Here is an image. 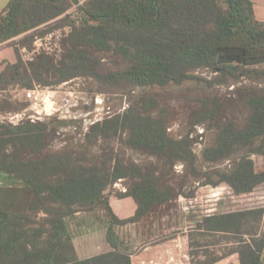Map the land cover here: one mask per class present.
I'll return each mask as SVG.
<instances>
[{"label":"trees","instance_id":"obj_1","mask_svg":"<svg viewBox=\"0 0 264 264\" xmlns=\"http://www.w3.org/2000/svg\"><path fill=\"white\" fill-rule=\"evenodd\" d=\"M58 27L70 29L60 59L46 52L23 58L20 44ZM7 42L15 47L17 61L0 72L2 90L76 77L131 89L192 80L208 87L264 81V21L256 18L251 0H10L0 14V45ZM203 69L213 77L197 73ZM243 101L249 114L238 123L221 117L219 96L201 97L186 135L169 130L173 117L166 108L147 113L158 108L154 96L91 125L86 136L92 142L124 135L127 147L167 162L169 169L159 175L156 168L144 171L115 152L90 164L75 151L49 150L54 121L0 120V264H132L131 252L118 244L117 226L171 207L179 194L166 177L178 163L191 175L205 177V184L227 183L236 195L256 190L264 184V169H257L253 158L264 156V88L246 92ZM16 102L0 98V114L28 105L15 107ZM205 122L216 133L199 155L192 131ZM225 159L232 164L224 170L199 165ZM120 180L131 183L125 192L112 194L110 187ZM113 195L132 197L135 215L119 218L110 204ZM97 210L104 211L112 248L80 258L72 221ZM197 228L212 233L213 244L220 240L217 235L235 244L222 257L237 252L239 264H264V205L213 212Z\"/></svg>","mask_w":264,"mask_h":264},{"label":"rangeland","instance_id":"obj_2","mask_svg":"<svg viewBox=\"0 0 264 264\" xmlns=\"http://www.w3.org/2000/svg\"><path fill=\"white\" fill-rule=\"evenodd\" d=\"M74 11V8L70 10ZM58 19L46 25L56 24ZM69 27H58L44 36H38L33 41H27L26 46L19 45L20 52L26 61L31 60L40 52L49 53L56 60L60 59L64 52V43ZM19 42V39H17ZM5 57L14 59L16 50L13 45L4 47ZM107 65L105 70L107 71ZM198 74L211 78L213 73L203 69ZM55 90L57 100V110L54 115L42 117L38 121H54L57 127L56 132L50 138L49 150H72L78 156L84 157L85 163L100 164L108 156L109 153L115 152L123 156L128 163H135L144 171L156 168L157 175L166 172L169 169L167 162L160 160L158 156L147 152L129 148L124 144V135L116 137L99 138L92 142L86 136L89 128L93 123L103 120L116 113L125 111L130 106H134L144 96H154L158 101V108L152 109L147 113L156 115L162 107L166 108L173 117L171 132L173 134L186 135L190 130V114L199 105L198 100L203 96L217 95L220 97L222 104L221 117L226 120H235L243 123L249 114V109L244 103V94L246 92H261L264 88L263 80H241L231 86L208 87L205 82L192 80L186 81L182 85L170 84L166 87H134L128 88L122 85L100 83L91 77H76L69 81L57 85H51ZM24 102L20 99L15 107H22ZM28 103V102H27ZM22 110V109H20ZM19 111V110H17ZM6 113V112H4ZM58 120H64L66 123L57 125ZM216 128L211 126L210 122L199 124L192 131V136L198 137L194 148L197 154L201 155V151L205 145L212 142ZM262 141V138L259 139ZM256 167L259 170L264 169V156H253ZM230 159L218 162L199 161V165L206 171L224 170L231 166ZM171 173L166 177L168 182L173 186L178 198L171 202V207H163L156 215L152 223L162 221L165 218L166 225L169 222H178L183 220L181 203L179 197L204 195L205 191L202 186L211 185L213 187L225 186L222 183L217 186L205 184V177H195L191 175L186 165L177 164ZM216 179L217 177H213ZM119 186L115 184L110 187L112 194L123 192V188L127 189L130 180L120 181ZM200 188V189H199ZM225 201L224 210L237 208L257 207L264 204V184L259 186L251 194L237 196L226 192L222 195ZM104 211L97 210L93 213H81L72 221V230L74 237H80L93 231L92 226L104 223ZM169 215V217H167ZM169 220V221H167ZM184 221V220H183ZM144 223L147 225V221ZM161 223V222H160ZM95 231H97L95 229ZM118 232V231H117ZM120 234V233H118ZM121 235V234H120Z\"/></svg>","mask_w":264,"mask_h":264},{"label":"crops","instance_id":"obj_3","mask_svg":"<svg viewBox=\"0 0 264 264\" xmlns=\"http://www.w3.org/2000/svg\"><path fill=\"white\" fill-rule=\"evenodd\" d=\"M251 1L254 4L256 18L264 21V0ZM9 2L10 0H0V14ZM9 45L11 44L8 42L0 45V72L6 68L8 63L17 61L16 54L14 59L5 57L2 49ZM3 91L5 92L0 93V98L6 97L13 102L23 99L19 86L9 87ZM251 193L253 192L239 196ZM110 204L113 212L121 219L134 216L137 210L136 201L130 196L119 197L113 195ZM224 206L225 201L219 199L212 204L203 201L197 208L189 212H185L181 208L184 212L182 214L184 221L169 222L167 225L164 222L165 218H162V221L158 219L159 222L152 223L154 215L140 221L118 225L117 231L121 234H118V244L123 250L131 252L132 264H239L240 260L237 252L222 257L235 244L228 243L227 240L221 238V235L216 236L220 240L213 244L214 235L197 228L198 222L204 216L217 211H225ZM145 220L147 225L144 223ZM106 225L105 221L99 225L95 224L92 226V232L74 237V244L80 258L96 255L112 248L107 239ZM171 257L174 260H171ZM216 257H219V259L208 263Z\"/></svg>","mask_w":264,"mask_h":264},{"label":"built area","instance_id":"obj_4","mask_svg":"<svg viewBox=\"0 0 264 264\" xmlns=\"http://www.w3.org/2000/svg\"><path fill=\"white\" fill-rule=\"evenodd\" d=\"M5 91L0 89V93ZM21 96L23 100L28 102V105L19 111H10L0 114V120L8 121L13 124H18L23 120H30L36 122L42 117H49L54 115L57 110V100L55 90L50 86H42L40 84H35L31 88H21ZM171 130V128H169ZM176 167H178L176 165ZM121 181V180H120ZM120 181L115 183V186L120 185ZM205 193L204 195L195 196H183L179 197L181 207L183 211L189 212L190 210L197 208L203 201L207 204H212L216 200L222 199V195L226 192L234 194L232 188L229 185L213 187L211 185H205L202 187ZM123 192L127 189L123 188ZM239 196V195H237ZM171 260H174L171 257Z\"/></svg>","mask_w":264,"mask_h":264}]
</instances>
